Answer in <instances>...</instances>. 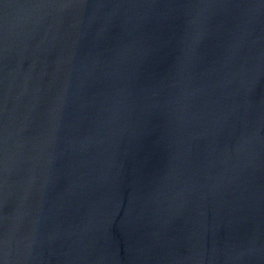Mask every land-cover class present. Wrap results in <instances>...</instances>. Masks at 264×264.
Returning a JSON list of instances; mask_svg holds the SVG:
<instances>
[{
	"label": "water",
	"instance_id": "obj_1",
	"mask_svg": "<svg viewBox=\"0 0 264 264\" xmlns=\"http://www.w3.org/2000/svg\"><path fill=\"white\" fill-rule=\"evenodd\" d=\"M0 264H264V0H0Z\"/></svg>",
	"mask_w": 264,
	"mask_h": 264
}]
</instances>
